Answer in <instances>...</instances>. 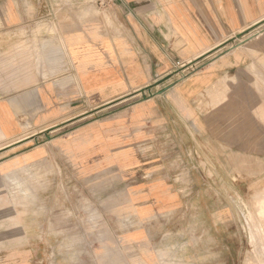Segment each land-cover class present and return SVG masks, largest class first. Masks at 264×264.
Returning a JSON list of instances; mask_svg holds the SVG:
<instances>
[{
    "label": "crops",
    "instance_id": "0c3cea01",
    "mask_svg": "<svg viewBox=\"0 0 264 264\" xmlns=\"http://www.w3.org/2000/svg\"><path fill=\"white\" fill-rule=\"evenodd\" d=\"M2 1L0 182L50 168L101 206L127 203L123 238L141 247L183 227L207 133L221 149L264 132V0H114L53 33L22 28L40 1Z\"/></svg>",
    "mask_w": 264,
    "mask_h": 264
},
{
    "label": "rangeland",
    "instance_id": "374dc122",
    "mask_svg": "<svg viewBox=\"0 0 264 264\" xmlns=\"http://www.w3.org/2000/svg\"><path fill=\"white\" fill-rule=\"evenodd\" d=\"M38 1L42 14L22 27L35 33H53L73 12L108 14L116 6L114 0L100 7L97 0ZM258 129L264 127L258 123ZM207 135L204 164L194 165L197 179L185 184L199 195L188 196L183 227L153 231L156 238L141 247L123 238L134 229L127 203L101 206L83 183L61 181L50 168L0 182V264H264V132H254L253 145L241 148H213Z\"/></svg>",
    "mask_w": 264,
    "mask_h": 264
},
{
    "label": "built area",
    "instance_id": "2783aa9c",
    "mask_svg": "<svg viewBox=\"0 0 264 264\" xmlns=\"http://www.w3.org/2000/svg\"><path fill=\"white\" fill-rule=\"evenodd\" d=\"M103 1L112 2L113 0H97L99 7L103 5ZM43 4L46 5V3L44 1H43ZM176 66L179 67V63H176Z\"/></svg>",
    "mask_w": 264,
    "mask_h": 264
},
{
    "label": "bare ground",
    "instance_id": "6f19581e",
    "mask_svg": "<svg viewBox=\"0 0 264 264\" xmlns=\"http://www.w3.org/2000/svg\"><path fill=\"white\" fill-rule=\"evenodd\" d=\"M220 85H222V84H220ZM222 89V88H221ZM216 92V91H215ZM217 93V92H216ZM220 95V94H219ZM218 94H217V96H219ZM219 101H220V99H219ZM219 101H218V103H219ZM214 102V101H213ZM264 244V243H263ZM137 264H143L142 262H139V263H137ZM147 264H149V263H147Z\"/></svg>",
    "mask_w": 264,
    "mask_h": 264
}]
</instances>
